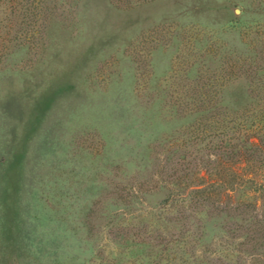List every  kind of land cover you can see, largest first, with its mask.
<instances>
[{"label": "rangeland", "instance_id": "rangeland-1", "mask_svg": "<svg viewBox=\"0 0 264 264\" xmlns=\"http://www.w3.org/2000/svg\"><path fill=\"white\" fill-rule=\"evenodd\" d=\"M259 2L0 0V151L14 122L17 183L41 170L0 186V264H264V160H227L257 147ZM222 143L221 189L159 208Z\"/></svg>", "mask_w": 264, "mask_h": 264}, {"label": "trees", "instance_id": "trees-1", "mask_svg": "<svg viewBox=\"0 0 264 264\" xmlns=\"http://www.w3.org/2000/svg\"><path fill=\"white\" fill-rule=\"evenodd\" d=\"M229 1H231V0H229ZM235 1H238V0H235ZM259 1L260 2L258 4V6L260 7L261 11L260 12L257 11V14L258 15L259 14L264 15V0H259ZM227 38H228L227 39L228 44L239 45V46H237V49L241 52L247 53L250 51V49H252L250 46H247L244 42H242V43L240 41L235 42L234 37L228 36ZM259 71H261V70H259ZM240 78H238V81L240 80ZM251 90L249 91V93H245L243 95V97L241 98V100L239 101L238 104H243V105H241L239 107H235L232 110L237 111V110H240L241 108L244 107L242 111H244V112L246 111L245 110V108L247 107L246 105L251 103L253 101V98H254L253 96H251L252 95ZM238 104H235V105H238ZM255 114H258V116H256ZM255 114H254L256 116L255 119L257 120V121H255L256 124H252V125L245 124V127H246V129H250V131L254 132V135H252V137H255V135H256V139H257V141L255 142V146H257L256 149L245 148L243 151L239 152L236 159H234V157L236 155L232 156V154H230L228 156V159H227L230 162L236 161V163H238V164L249 163V162L260 163L264 160L262 155L260 157L254 158V155L258 150L260 152V150L264 149V109L258 111V113H255ZM237 125L238 126H235V127L240 129V126H242L244 124L237 123ZM14 127H15L14 122H12L11 125L5 126V130L3 132L4 134H7V137H8L4 141L5 144L2 146L1 151H0V153H1L0 154V186H6L2 190L3 196L5 193H8V191L9 192L14 191L15 186H34V185H32V182L37 181V179H39V174L41 171V170L33 171L32 169H30V167L34 164V161H36V159L34 157L32 158V156H31V158H29V159L26 158V160H25L26 163L24 162L25 163V165H24L25 171L23 174L24 177H22L24 180H26L25 184L19 185L17 183V182H21V180L16 178V176L14 177L15 172L12 169L10 170V167H13L12 165H14V161H15V158H17V155H15V154L13 155L14 152L12 154L7 153L8 149H9V148H7V145L11 144V142H12V137H13L12 132H13ZM227 144L222 143L221 145H219L217 147V149L219 151L218 161L216 159H214V162H211V161L204 162L203 165L206 168L204 170V172H202V169H199L194 173L197 180L195 182H193L192 185H190V186L189 185L188 186H176L174 191H169V189H168L169 193L162 200V206H160L159 208L166 207L167 204H169V203L172 205L173 204V202H172L173 197H174L173 201H174V203H176L175 204L176 206L180 205L179 207H182V206L184 207V206H186L185 205L186 202H189V201H191V204L197 205V203H199V201L201 199H206V197L209 196V194L211 193L210 188L212 186L216 185V187L218 186L217 187L218 189H221L219 187L221 185L220 173H217V176L213 179L212 177H210L208 169H209V167H210V169L213 168L215 162H216V164H219V165L220 164L222 165L224 163V160L226 159V158H224V155L227 153V148H228ZM209 163H212V164H209ZM211 179H213V180H211ZM177 183H179V182H177ZM259 185L260 186H254L255 188L254 187L251 188L249 190V192H261L262 195H264V184L259 183ZM233 187L234 186H231L230 189L225 187L224 191H227V190L231 191V190H233ZM171 197H172V199H171ZM178 201H179V203H178ZM6 205L7 206L5 207L4 212H3L4 216L8 212V209H10L9 204H6ZM187 205H189V204H187ZM10 210H9V212H10ZM180 212L182 215L183 214L182 210Z\"/></svg>", "mask_w": 264, "mask_h": 264}]
</instances>
